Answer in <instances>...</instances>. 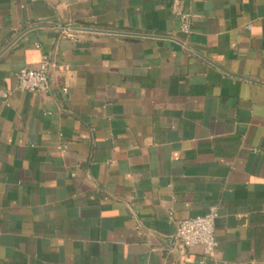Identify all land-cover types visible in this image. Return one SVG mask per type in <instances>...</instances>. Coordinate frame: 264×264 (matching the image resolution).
I'll return each mask as SVG.
<instances>
[{
	"label": "crops",
	"instance_id": "0c3cea01",
	"mask_svg": "<svg viewBox=\"0 0 264 264\" xmlns=\"http://www.w3.org/2000/svg\"><path fill=\"white\" fill-rule=\"evenodd\" d=\"M0 264H264V0H0Z\"/></svg>",
	"mask_w": 264,
	"mask_h": 264
},
{
	"label": "built area",
	"instance_id": "2783aa9c",
	"mask_svg": "<svg viewBox=\"0 0 264 264\" xmlns=\"http://www.w3.org/2000/svg\"><path fill=\"white\" fill-rule=\"evenodd\" d=\"M181 31L189 35L192 32V13L180 11ZM66 32H70L67 28ZM54 66L47 55L43 56L38 67L22 68L18 72V85L21 90L29 92H48L50 90L49 70ZM68 89L65 87L64 91ZM7 96V93H4ZM65 146L62 147L65 150ZM219 216L217 206H212L207 213L197 217L182 219L177 230V238L187 247L202 245L204 253L210 258L216 257L219 246L215 223Z\"/></svg>",
	"mask_w": 264,
	"mask_h": 264
}]
</instances>
